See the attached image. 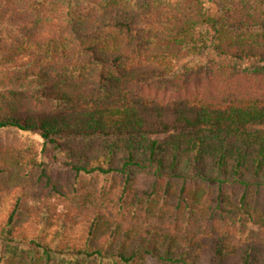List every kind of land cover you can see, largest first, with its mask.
Instances as JSON below:
<instances>
[{"label": "trees", "instance_id": "1", "mask_svg": "<svg viewBox=\"0 0 264 264\" xmlns=\"http://www.w3.org/2000/svg\"><path fill=\"white\" fill-rule=\"evenodd\" d=\"M6 205L0 264H264V0H0Z\"/></svg>", "mask_w": 264, "mask_h": 264}, {"label": "rangeland", "instance_id": "2", "mask_svg": "<svg viewBox=\"0 0 264 264\" xmlns=\"http://www.w3.org/2000/svg\"><path fill=\"white\" fill-rule=\"evenodd\" d=\"M227 0H203L204 2V9L206 12L207 17L213 18V19H219L223 17L224 11H225V5ZM213 33L211 32V36ZM212 56L206 57L205 59H202L200 61H197L196 65L200 66V64H207L211 60ZM173 95H171L172 97ZM170 98V97H169ZM174 99V97H172ZM258 128V127H257ZM43 161L45 162L46 166L52 172L54 175H64L67 173V169L65 167V157L61 153H58L54 151L52 148H50L45 157L43 158ZM8 211V205L4 207L0 211V220L6 215ZM4 248V245L0 241V254Z\"/></svg>", "mask_w": 264, "mask_h": 264}]
</instances>
